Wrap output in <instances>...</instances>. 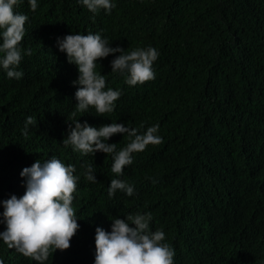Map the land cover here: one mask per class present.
<instances>
[{
    "label": "trees",
    "instance_id": "trees-1",
    "mask_svg": "<svg viewBox=\"0 0 264 264\" xmlns=\"http://www.w3.org/2000/svg\"><path fill=\"white\" fill-rule=\"evenodd\" d=\"M111 2L110 14L92 13L81 0H37L35 12L29 0L14 6L28 17L20 47L31 55H23L19 80L0 67V221L3 202L25 194L22 170L55 157L79 177L72 202L79 229L70 248L45 264H95L96 228L110 232L113 217L136 213H151L150 228L164 231L174 264H264V0ZM89 33L113 48L160 54L155 79L136 86L112 73L115 56L97 61L105 90L122 93L103 117L94 108L76 111L79 72L57 46L67 35ZM29 116L37 123L25 136ZM75 120L140 133L158 124L163 142L133 153L117 177L111 155H83L62 144ZM107 143L119 151L129 140L116 134ZM89 165L97 183L85 178ZM112 179L133 185L135 194L117 191L110 199ZM0 260L39 264L2 240Z\"/></svg>",
    "mask_w": 264,
    "mask_h": 264
},
{
    "label": "clouds",
    "instance_id": "clouds-1",
    "mask_svg": "<svg viewBox=\"0 0 264 264\" xmlns=\"http://www.w3.org/2000/svg\"><path fill=\"white\" fill-rule=\"evenodd\" d=\"M22 0H0V67L9 79L19 80L22 71H18L23 55L31 51L20 47L25 37V23L28 17L14 13V6ZM92 13L100 9L106 13L116 7L111 0H81ZM31 11L37 9V0H29ZM59 51L66 53L67 62L74 64L79 72L73 86L79 85L75 92L76 111L88 112L94 108L96 116L103 117L115 109V102L122 95L121 91L106 88V76L95 70L97 61L115 56L111 61L112 73L126 77L129 86L143 85L155 79L153 64L159 52L153 47L125 51L121 47H110L106 38L100 34H72L57 40ZM119 53V55H116ZM75 116V112L72 113ZM37 123L29 116L24 125L23 134L27 136L29 126ZM69 135L62 142L83 155L94 156L97 152L111 155V172L122 176L126 166L133 163V153H141L149 145H159L163 138L158 135L159 125L148 127L143 133L137 128L112 122L99 128L81 124L79 120L71 122ZM143 127V125H141ZM126 136L129 143L116 151V144L107 141L114 135ZM75 167L65 166L59 159L37 160L31 167L22 170L26 178L25 194L17 198L12 195L3 202V222L6 230L0 232V240L9 249H15L26 258L45 264L56 250L61 252L70 248V241L79 229L77 217L72 207L73 193L77 189L78 176ZM85 178L97 183L92 165L87 167ZM117 191L129 197L135 194L133 185L121 179H112L108 187L111 199ZM111 231L97 227L95 235V264H174V249L165 241L163 230L152 231L151 213L126 216V219L112 218ZM134 225V227L130 226ZM0 264H4L0 260Z\"/></svg>",
    "mask_w": 264,
    "mask_h": 264
}]
</instances>
